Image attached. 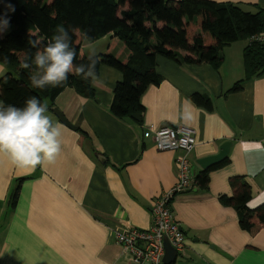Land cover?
<instances>
[{
  "label": "crops",
  "instance_id": "crops-1",
  "mask_svg": "<svg viewBox=\"0 0 264 264\" xmlns=\"http://www.w3.org/2000/svg\"><path fill=\"white\" fill-rule=\"evenodd\" d=\"M214 1L250 12L264 9V0ZM248 44V39L226 44L218 69L157 54L155 68L162 79L141 95L140 124L110 113L113 87L122 74L108 65L101 64L92 80L94 98L67 86L47 99L46 115L61 129V151L55 159L33 170L0 153V264H137L116 235L129 227H150L154 198L176 182L181 151L158 150L153 141L152 130L163 124L195 129V145L188 155L194 179L202 170L197 159L231 142L229 161L210 171L207 188L194 183L173 197L171 208L185 240L170 264H264V228L250 235L240 228L235 209L218 199L230 195L229 178L239 175L251 187L248 205L264 202V76L228 91L244 76ZM81 46L87 56L90 47L122 61L129 54L112 33L84 39ZM193 93L207 96L212 109L196 105L190 99ZM50 107L77 128L60 121Z\"/></svg>",
  "mask_w": 264,
  "mask_h": 264
},
{
  "label": "trees",
  "instance_id": "trees-1",
  "mask_svg": "<svg viewBox=\"0 0 264 264\" xmlns=\"http://www.w3.org/2000/svg\"><path fill=\"white\" fill-rule=\"evenodd\" d=\"M9 6L15 10L10 11ZM5 15L10 17L11 27L0 37V59L8 58V79L0 82V99L22 106L27 97L35 95L46 103L67 86H73L81 96L94 98L91 78L70 75L62 86L41 90L30 84L31 69L20 65L26 54L35 51L28 44L29 38L41 46L47 45L60 27L70 31L77 52L75 64L88 63L81 46L84 39L92 41L112 33L128 48V58L122 61L110 52L97 53L96 73L101 64L121 72L122 79L113 87L109 110L115 117L137 124L141 120H135L132 114L141 116L144 112L141 95L162 79L155 68L157 54L179 63H209L218 69L226 44L264 31V9L250 12L231 2L214 0H0V17ZM243 70L244 76L228 91L240 90L246 80L264 76V43L252 42L245 47ZM190 99L212 109L211 100L205 95L193 93ZM228 161L225 157L202 169L195 176L196 186L207 188L210 171ZM22 180L12 193V205ZM228 182L231 193L219 195V201L235 209L240 228L250 235L258 233L264 228V202L248 205L251 187L242 176H232Z\"/></svg>",
  "mask_w": 264,
  "mask_h": 264
},
{
  "label": "clouds",
  "instance_id": "clouds-1",
  "mask_svg": "<svg viewBox=\"0 0 264 264\" xmlns=\"http://www.w3.org/2000/svg\"><path fill=\"white\" fill-rule=\"evenodd\" d=\"M9 10L15 9L9 6ZM10 27V17H0V37ZM28 44L35 51L26 54L20 66L31 69L29 79L33 88L44 90L62 86L70 75L84 80L97 79L95 48H89L88 63L75 64L77 52L70 31L65 27L58 28L47 45L41 46L31 38ZM7 63V56L0 59V82L8 79ZM47 112L48 105L35 95L27 97L22 106L0 99V153H6L15 165L33 170L52 162L61 151V129Z\"/></svg>",
  "mask_w": 264,
  "mask_h": 264
},
{
  "label": "built area",
  "instance_id": "built-area-1",
  "mask_svg": "<svg viewBox=\"0 0 264 264\" xmlns=\"http://www.w3.org/2000/svg\"><path fill=\"white\" fill-rule=\"evenodd\" d=\"M252 42L264 43V31L248 38ZM153 141L158 150H177L176 182L157 195L151 205L152 224L148 228L129 227L116 235V242L137 264H164V238L176 251H181L185 235L171 208L173 197L194 186V175L190 171L188 155L195 145V129L184 124H163L152 130Z\"/></svg>",
  "mask_w": 264,
  "mask_h": 264
},
{
  "label": "water",
  "instance_id": "water-1",
  "mask_svg": "<svg viewBox=\"0 0 264 264\" xmlns=\"http://www.w3.org/2000/svg\"><path fill=\"white\" fill-rule=\"evenodd\" d=\"M50 109L56 114V116L60 119V121H62L64 124H66L67 126L71 127L72 129H76L77 127L75 125H73L72 123H70L68 121V119H66L63 115V113L55 107H50ZM132 117L137 120L140 121L141 120V116L139 113H133ZM231 142L229 140L224 141L220 147H219V151L215 154L212 155H207L204 157H200L197 159V163L199 164V166H201L202 169H205L207 167H210L216 163H218L219 161L223 160L228 151H229V147H230ZM98 159L101 162H104L105 159L104 157H98ZM164 255H163V262L164 264H170L176 257V250L175 248L169 243V241L167 240V238H164Z\"/></svg>",
  "mask_w": 264,
  "mask_h": 264
}]
</instances>
